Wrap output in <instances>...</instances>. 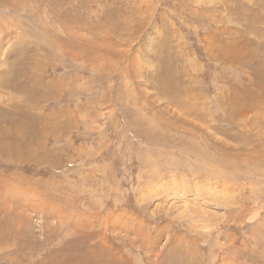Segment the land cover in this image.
Instances as JSON below:
<instances>
[{
  "label": "rangeland",
  "instance_id": "rangeland-1",
  "mask_svg": "<svg viewBox=\"0 0 264 264\" xmlns=\"http://www.w3.org/2000/svg\"><path fill=\"white\" fill-rule=\"evenodd\" d=\"M0 264H264V0H0Z\"/></svg>",
  "mask_w": 264,
  "mask_h": 264
},
{
  "label": "bare ground",
  "instance_id": "bare-ground-1",
  "mask_svg": "<svg viewBox=\"0 0 264 264\" xmlns=\"http://www.w3.org/2000/svg\"><path fill=\"white\" fill-rule=\"evenodd\" d=\"M152 245V244H151ZM152 249H154V248H152Z\"/></svg>",
  "mask_w": 264,
  "mask_h": 264
}]
</instances>
